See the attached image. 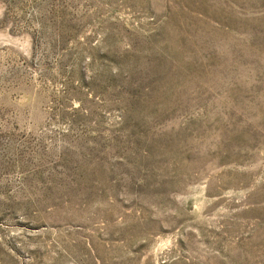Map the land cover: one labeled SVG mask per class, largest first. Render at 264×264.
Wrapping results in <instances>:
<instances>
[{
	"label": "rangeland",
	"instance_id": "rangeland-1",
	"mask_svg": "<svg viewBox=\"0 0 264 264\" xmlns=\"http://www.w3.org/2000/svg\"><path fill=\"white\" fill-rule=\"evenodd\" d=\"M0 36V264H264V0H0Z\"/></svg>",
	"mask_w": 264,
	"mask_h": 264
},
{
	"label": "water",
	"instance_id": "water-1",
	"mask_svg": "<svg viewBox=\"0 0 264 264\" xmlns=\"http://www.w3.org/2000/svg\"><path fill=\"white\" fill-rule=\"evenodd\" d=\"M7 41V40H6ZM8 41H12V39H9ZM4 44V40H0V46Z\"/></svg>",
	"mask_w": 264,
	"mask_h": 264
},
{
	"label": "bare ground",
	"instance_id": "bare-ground-1",
	"mask_svg": "<svg viewBox=\"0 0 264 264\" xmlns=\"http://www.w3.org/2000/svg\"><path fill=\"white\" fill-rule=\"evenodd\" d=\"M1 39H2V40H6L4 37L0 36V40H1Z\"/></svg>",
	"mask_w": 264,
	"mask_h": 264
}]
</instances>
